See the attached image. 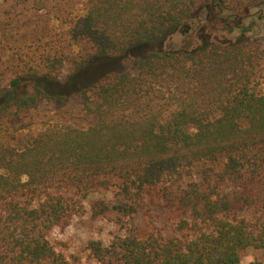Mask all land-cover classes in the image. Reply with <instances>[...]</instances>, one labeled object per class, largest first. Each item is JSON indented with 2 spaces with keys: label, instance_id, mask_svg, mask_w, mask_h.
I'll return each mask as SVG.
<instances>
[{
  "label": "trees",
  "instance_id": "obj_1",
  "mask_svg": "<svg viewBox=\"0 0 264 264\" xmlns=\"http://www.w3.org/2000/svg\"><path fill=\"white\" fill-rule=\"evenodd\" d=\"M257 8L264 0H88L59 48L17 65L0 84V123L73 93L91 123L0 133V264H71L52 233L87 213L123 231L88 241L101 264H241L244 251L264 249V46L232 20ZM202 22L245 37L134 54ZM123 58L129 68L101 74ZM97 188L112 197L89 204ZM157 202L180 234L138 231Z\"/></svg>",
  "mask_w": 264,
  "mask_h": 264
},
{
  "label": "rangeland",
  "instance_id": "obj_2",
  "mask_svg": "<svg viewBox=\"0 0 264 264\" xmlns=\"http://www.w3.org/2000/svg\"><path fill=\"white\" fill-rule=\"evenodd\" d=\"M88 0H48L47 7L43 10H35L30 2L21 3L17 0H0V84L5 83L13 73L17 65L37 64L40 62L43 53L54 52L62 44L65 32L70 22L85 13ZM262 9V8H260ZM249 9L242 10L234 21L240 17L244 25L251 28L244 36L250 41L259 42L264 46V10ZM253 23V25H252ZM232 26V22L226 24ZM188 35V34H187ZM174 32L163 41H158L140 48L134 54H146L151 49L166 48L175 46L179 48L185 45L188 49L204 48L214 43L234 42L239 36L238 32H228L226 29H219L211 23L202 22L192 33V36ZM243 39V38H242ZM61 43V44H60ZM77 51L78 48H73ZM72 52V51H71ZM105 66L102 75L110 70H124L129 68L128 62L123 58L109 61ZM101 66V67H102ZM69 64L61 73L65 78L69 72ZM95 75V68H91ZM100 74V75H101ZM264 90V79L262 83ZM82 100L78 94H70L64 106L56 103H44L41 107L30 114L16 121L15 123H0V133L11 137L16 134L18 139H26L30 133L36 131L44 123L58 119L73 122L80 126H87L91 122L85 120L82 113ZM17 131H15V128ZM112 192L102 189H95L88 199L89 204L104 195L112 197ZM175 213L167 209L162 202L148 205L136 219L138 231L147 233L151 230L180 234L176 229ZM123 234L114 222L106 219L95 218L90 213L76 217L71 225L65 229H56L52 233V240L58 250L63 252L71 264H101L94 259L87 248L90 239H101L108 244L115 234ZM241 264H264V249H248L242 254Z\"/></svg>",
  "mask_w": 264,
  "mask_h": 264
}]
</instances>
